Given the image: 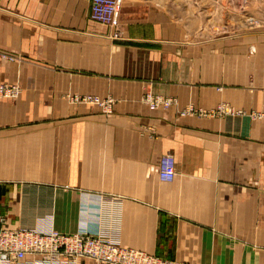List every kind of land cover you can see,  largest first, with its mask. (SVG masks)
Here are the masks:
<instances>
[{"label":"crops","instance_id":"0c3cea01","mask_svg":"<svg viewBox=\"0 0 264 264\" xmlns=\"http://www.w3.org/2000/svg\"><path fill=\"white\" fill-rule=\"evenodd\" d=\"M90 8L0 0V48L25 62L13 75L71 78L54 91L114 100L108 115L56 118L88 126L70 131L3 132L0 118V197L20 194L16 216L0 211V230L79 232L191 264H264V120L255 117L264 111V40L243 58L209 53L132 1L115 40ZM148 93L175 104L152 110ZM221 104L231 110L207 114ZM163 156L174 161L173 181L155 172Z\"/></svg>","mask_w":264,"mask_h":264},{"label":"rangeland","instance_id":"374dc122","mask_svg":"<svg viewBox=\"0 0 264 264\" xmlns=\"http://www.w3.org/2000/svg\"><path fill=\"white\" fill-rule=\"evenodd\" d=\"M127 1L144 4L148 9L164 13L175 25L177 37L181 36L193 45L201 43L199 46L206 48L209 53H225L226 57L236 54L243 58L251 47L259 51L258 48L261 46L256 43L264 40V0H123L122 4ZM112 38L122 40L124 34L116 38L112 34ZM248 61L249 59L241 61V64ZM24 63L18 55L0 48V118L7 123L1 125V131L20 134L70 131L67 129L88 126H62L58 124L60 120L56 118L64 117L65 121H69L72 117L108 115L112 111L114 103L112 98H103L95 93L57 94L54 91L56 85L60 89L67 88L71 84V78L13 75L15 70L21 71ZM41 82L47 83L46 92L38 90ZM162 98H171L175 102L172 97L152 93L145 94L143 101L152 110L169 108L153 105L156 100ZM188 108L204 113L193 106ZM230 108L228 104H221L216 109L209 110L207 114L216 115L223 110L229 111ZM255 117L256 120H264V111L257 112ZM16 143H21L23 150L25 141ZM11 190L12 188L7 189L0 197V211L13 209L14 217L18 213L20 194L19 190L16 192ZM164 229L160 231L163 235L166 233Z\"/></svg>","mask_w":264,"mask_h":264},{"label":"built area","instance_id":"2783aa9c","mask_svg":"<svg viewBox=\"0 0 264 264\" xmlns=\"http://www.w3.org/2000/svg\"><path fill=\"white\" fill-rule=\"evenodd\" d=\"M122 3L123 0H91L90 18L113 29L115 38L123 34L120 22ZM174 103L171 98H162L153 105L167 108ZM194 111L188 108L186 113ZM155 172L161 181H173L176 176L173 159L163 156ZM83 260L95 264H191L122 247L108 238L79 232L65 233L54 229L36 232L5 226L0 230V264H81Z\"/></svg>","mask_w":264,"mask_h":264}]
</instances>
